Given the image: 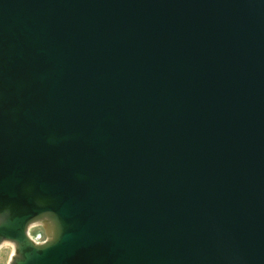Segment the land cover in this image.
<instances>
[{
  "label": "water",
  "instance_id": "1",
  "mask_svg": "<svg viewBox=\"0 0 264 264\" xmlns=\"http://www.w3.org/2000/svg\"><path fill=\"white\" fill-rule=\"evenodd\" d=\"M3 239L13 264H264V0H0Z\"/></svg>",
  "mask_w": 264,
  "mask_h": 264
},
{
  "label": "clouds",
  "instance_id": "2",
  "mask_svg": "<svg viewBox=\"0 0 264 264\" xmlns=\"http://www.w3.org/2000/svg\"><path fill=\"white\" fill-rule=\"evenodd\" d=\"M63 225L55 213H46L43 218L32 221L26 230V236L36 248L50 246L59 241ZM18 256V244L11 239L0 240V264H13Z\"/></svg>",
  "mask_w": 264,
  "mask_h": 264
}]
</instances>
